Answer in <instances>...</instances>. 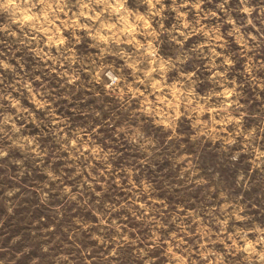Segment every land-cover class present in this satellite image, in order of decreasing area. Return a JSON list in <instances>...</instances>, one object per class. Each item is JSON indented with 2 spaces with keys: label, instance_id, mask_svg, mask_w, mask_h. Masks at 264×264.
<instances>
[{
  "label": "rangeland",
  "instance_id": "374dc122",
  "mask_svg": "<svg viewBox=\"0 0 264 264\" xmlns=\"http://www.w3.org/2000/svg\"><path fill=\"white\" fill-rule=\"evenodd\" d=\"M0 5V264H264V0Z\"/></svg>",
  "mask_w": 264,
  "mask_h": 264
},
{
  "label": "clouds",
  "instance_id": "9594fccd",
  "mask_svg": "<svg viewBox=\"0 0 264 264\" xmlns=\"http://www.w3.org/2000/svg\"><path fill=\"white\" fill-rule=\"evenodd\" d=\"M7 2H8V3H11V2H12V0H7ZM0 6H3V5H0Z\"/></svg>",
  "mask_w": 264,
  "mask_h": 264
}]
</instances>
